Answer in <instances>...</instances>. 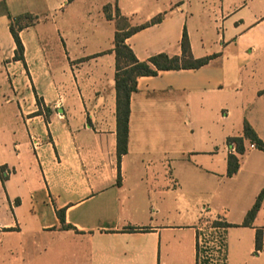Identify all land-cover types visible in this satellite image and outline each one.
Listing matches in <instances>:
<instances>
[{"label": "crops", "instance_id": "0c3cea01", "mask_svg": "<svg viewBox=\"0 0 264 264\" xmlns=\"http://www.w3.org/2000/svg\"><path fill=\"white\" fill-rule=\"evenodd\" d=\"M115 8L139 60L184 31L210 57L137 78L119 165ZM244 121L264 142V0H0V264H264V150L226 173Z\"/></svg>", "mask_w": 264, "mask_h": 264}, {"label": "trees", "instance_id": "16d2710c", "mask_svg": "<svg viewBox=\"0 0 264 264\" xmlns=\"http://www.w3.org/2000/svg\"><path fill=\"white\" fill-rule=\"evenodd\" d=\"M71 1V0H70ZM111 6L106 4L103 11L108 19H111L109 13ZM116 13V30L114 33V46L112 51L115 55V102H116V155L119 165L123 154L127 152L128 143V119L130 112V97L137 90V78L140 76H155L162 70L171 69H191L204 65L210 57L194 58L190 50L189 39L186 32H183L180 40L181 55L169 56L166 53H157L150 56L147 60H139L133 50L125 43V39L133 33L144 28L149 23L131 26L128 20L120 15L117 8ZM10 18V32L16 43L15 58L23 59V46L21 44L18 32L23 26L34 23V17L30 14H24ZM159 17H154L150 23L158 22ZM253 143L258 149L264 150V142L257 135L252 126L247 122H243V135L228 137L226 143L228 147L234 148L236 154H243L245 151L244 141ZM236 154L229 153L227 156V175L232 176L239 168V159ZM119 183V180L117 181ZM261 194L258 195L250 210L246 213L243 223H249L255 216L260 206ZM57 215L62 223V228H73L71 225L65 224L64 210H57ZM226 225V223H220ZM132 229V227L130 228ZM261 245V234L257 232L256 246Z\"/></svg>", "mask_w": 264, "mask_h": 264}, {"label": "built area", "instance_id": "2783aa9c", "mask_svg": "<svg viewBox=\"0 0 264 264\" xmlns=\"http://www.w3.org/2000/svg\"><path fill=\"white\" fill-rule=\"evenodd\" d=\"M249 147H250V148H254L255 146H254L253 143H249ZM229 150H230V152H231V151H235L234 148H233V146H232V147H229Z\"/></svg>", "mask_w": 264, "mask_h": 264}]
</instances>
